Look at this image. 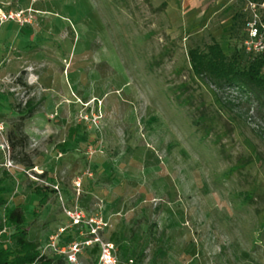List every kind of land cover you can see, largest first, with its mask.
Returning <instances> with one entry per match:
<instances>
[{
	"label": "rangeland",
	"instance_id": "374dc122",
	"mask_svg": "<svg viewBox=\"0 0 264 264\" xmlns=\"http://www.w3.org/2000/svg\"><path fill=\"white\" fill-rule=\"evenodd\" d=\"M247 3L0 0L27 20L0 23V147L12 135L25 169L12 175L0 156V219L21 206L30 240L82 243L79 264H101L102 243L116 264H264V121L188 58L216 39L245 63L233 24Z\"/></svg>",
	"mask_w": 264,
	"mask_h": 264
},
{
	"label": "trees",
	"instance_id": "16d2710c",
	"mask_svg": "<svg viewBox=\"0 0 264 264\" xmlns=\"http://www.w3.org/2000/svg\"><path fill=\"white\" fill-rule=\"evenodd\" d=\"M250 2L262 3L264 0H248L245 14H238L234 17L233 26L243 20L245 36L247 38V23L250 18L248 4ZM246 61L243 63L238 55L228 56L221 44L213 39L212 43L193 47L188 52L189 62L193 74L215 84L220 89H231L241 94V99L256 105L257 115L264 121V56L248 53L243 48ZM21 120L32 117L37 111L34 102L27 101L25 106L18 107ZM77 129L69 131V142L74 140ZM264 134V131H263ZM9 143L13 151L16 149L12 135L9 136ZM68 144V143H67ZM27 166L32 163L23 161ZM5 176L0 175V211L6 207L7 199L4 190ZM35 196L40 198V204L48 202L47 187L36 186ZM7 223L11 227L8 239L6 236L0 239V264H69L65 257L49 256L42 252L41 245L29 238V232L25 227L27 223L26 213L21 206L10 210L5 215ZM1 222V219H0Z\"/></svg>",
	"mask_w": 264,
	"mask_h": 264
},
{
	"label": "built area",
	"instance_id": "2783aa9c",
	"mask_svg": "<svg viewBox=\"0 0 264 264\" xmlns=\"http://www.w3.org/2000/svg\"><path fill=\"white\" fill-rule=\"evenodd\" d=\"M248 11L250 13V18L247 23V38L244 41L245 50L248 53L258 54L264 56V2L256 3L250 2L248 4ZM11 21H17L19 23H25L27 20L23 17V12L21 13H8L0 10V23L4 24ZM4 128L0 125V134L2 135ZM0 148L4 154H6V163L5 168L15 169L17 165L11 158L10 147L7 142L4 143ZM80 186V185H77ZM69 218L72 220L74 225H79L83 219L85 218L82 211L76 207L75 210L68 212ZM65 229H61L59 231V235L54 237V240H58L60 238V234L64 232ZM11 227L7 223V218L4 217L1 219L0 222V239L4 236H10ZM53 240V241H54ZM87 246H90V243H87ZM51 250L59 256H63L66 258L69 264H79L78 256L81 254L83 250V244L74 242L68 246V249L58 247V242L54 241L52 244L47 245L44 247V253ZM114 245L110 243H102L101 245V257L100 263L101 264H116V260L113 256Z\"/></svg>",
	"mask_w": 264,
	"mask_h": 264
},
{
	"label": "crops",
	"instance_id": "0c3cea01",
	"mask_svg": "<svg viewBox=\"0 0 264 264\" xmlns=\"http://www.w3.org/2000/svg\"><path fill=\"white\" fill-rule=\"evenodd\" d=\"M73 141V140H72ZM68 143V144H67ZM71 141L69 142V135H68V141L65 143L66 146H69ZM3 155V151L0 149V156ZM24 167L22 165H17L15 169L8 170L9 173L12 175H19L24 171Z\"/></svg>",
	"mask_w": 264,
	"mask_h": 264
}]
</instances>
